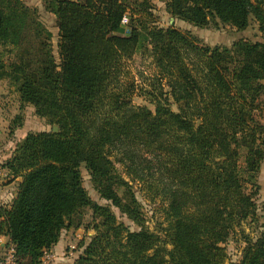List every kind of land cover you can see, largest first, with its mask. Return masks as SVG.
Masks as SVG:
<instances>
[{
    "label": "trees",
    "instance_id": "1",
    "mask_svg": "<svg viewBox=\"0 0 264 264\" xmlns=\"http://www.w3.org/2000/svg\"><path fill=\"white\" fill-rule=\"evenodd\" d=\"M42 2L56 19L58 62L37 8L0 0V55L7 56L0 80L59 129L28 132L1 165L10 180L20 179L10 207H0V233L18 263L38 264L89 209L94 233L72 264H224L235 233L244 244L238 264H264V224L254 237L240 230L258 209L264 42L202 43L189 31L153 24L150 0ZM165 5L199 28L244 30L252 17L264 35V0ZM134 55L155 67L145 86L126 79ZM136 92L153 109L135 104ZM81 166L99 196L138 229L89 197ZM135 183L162 202L157 231L143 224Z\"/></svg>",
    "mask_w": 264,
    "mask_h": 264
},
{
    "label": "rangeland",
    "instance_id": "2",
    "mask_svg": "<svg viewBox=\"0 0 264 264\" xmlns=\"http://www.w3.org/2000/svg\"><path fill=\"white\" fill-rule=\"evenodd\" d=\"M31 2L32 4H35L38 1L34 0ZM150 3L151 8L149 11L151 15L149 18L153 24L164 28L173 25L181 31H189L196 35L202 43L211 46L226 45L230 48L234 42L241 39L264 42V35L259 32L258 25L252 17L249 25L244 30H237L232 26L220 23L209 25L207 28H199L189 22L171 16L166 11V0H150ZM39 16L52 33L51 44L53 54L58 62V30L56 27V21L48 18L45 13H41ZM6 57V55L5 57H1L0 55V58H3V60ZM126 70V79H132L136 81L137 84L142 86L146 85V78H150L156 72L151 59L147 56L141 55H134L130 60H127ZM132 101L137 105H146L153 109V105L149 102V100L145 96L139 95V92L135 93L132 97ZM172 107L174 109L176 108L175 105ZM53 126H56L57 130L53 131ZM49 130L57 132L59 129L57 125L50 124L46 118L37 116L33 106L29 104H21L15 88L11 86L7 80H0V148L3 147V144L1 145L3 139H9L10 141L11 139L15 140L28 132ZM261 167L262 170L260 168L261 171L259 170L257 175V182L259 175L263 174L262 176H264V160ZM80 172L83 187L93 201L99 204L109 205L119 222L124 223L131 230L138 229L137 224L132 222L125 215L121 214L118 208L111 206L110 202L99 196L93 186L90 175L84 166L80 167ZM8 178L9 177L5 174L1 176V179L3 180L9 181ZM3 180L0 182H3ZM133 188L141 204L144 226L157 231L158 223L163 220L162 202L158 199L150 200L147 196L148 194L141 189L142 187H140L137 183L134 184ZM256 202L258 209L256 211L255 218L245 220L242 222L240 227V230H244V232L249 234L251 237L256 236L257 233L263 229L261 225L264 224V191L259 190V184ZM93 223L94 221L92 220L91 210L85 209L82 216V223L79 227H71L67 230H63L66 239L63 250L65 252L64 256H67L71 261H74V259L82 252L84 245L89 240V233H94V230L91 229ZM243 245L240 233L233 234L232 237L225 243L226 258L224 264H238L241 258V248Z\"/></svg>",
    "mask_w": 264,
    "mask_h": 264
},
{
    "label": "crops",
    "instance_id": "3",
    "mask_svg": "<svg viewBox=\"0 0 264 264\" xmlns=\"http://www.w3.org/2000/svg\"><path fill=\"white\" fill-rule=\"evenodd\" d=\"M31 1L34 0H25L26 4L31 7H36L38 10V14L41 15V13H45L48 18L55 19V16L47 11L44 8L42 0H37L35 4H32ZM39 19L41 20V17L39 16ZM41 22L45 25V23L41 20ZM46 26V25H45ZM47 27V26H46ZM48 28V27H47ZM49 29V28H48ZM58 30V28H57ZM26 135V134H25ZM21 136L19 138H16L15 140L11 139H3V142H1V145L3 144V147L0 148V181L1 176L3 174L6 175V170L3 168L1 163H4L12 154L13 149L15 148L16 144L25 136ZM262 170V167H261ZM260 170V171H261ZM260 174V173H259ZM263 174L259 175L258 177V184H259V190L264 191V176ZM261 176V178H260ZM3 180V182H0V207L3 208H9L12 200L14 197H16L17 194V183L20 180L19 178H16L15 180ZM263 180V182H262ZM261 188V189H260ZM65 230V229H63ZM61 232L60 237L55 245H53L48 251L52 253L53 261L52 264H72L73 261H71L67 256H64V245L66 243L64 232ZM67 230V229H66ZM91 236L92 234L89 233ZM11 245L10 239L7 235H4L0 233V259L4 254V251Z\"/></svg>",
    "mask_w": 264,
    "mask_h": 264
},
{
    "label": "built area",
    "instance_id": "4",
    "mask_svg": "<svg viewBox=\"0 0 264 264\" xmlns=\"http://www.w3.org/2000/svg\"><path fill=\"white\" fill-rule=\"evenodd\" d=\"M122 25L128 24V16L125 14L121 19ZM53 256L48 250H44L38 264H52ZM0 264H19L14 245L11 244L0 259Z\"/></svg>",
    "mask_w": 264,
    "mask_h": 264
},
{
    "label": "water",
    "instance_id": "5",
    "mask_svg": "<svg viewBox=\"0 0 264 264\" xmlns=\"http://www.w3.org/2000/svg\"><path fill=\"white\" fill-rule=\"evenodd\" d=\"M57 130V127L56 126H53V131Z\"/></svg>",
    "mask_w": 264,
    "mask_h": 264
}]
</instances>
